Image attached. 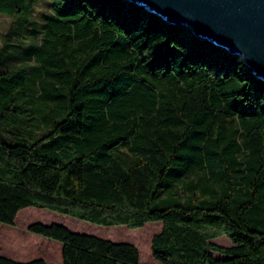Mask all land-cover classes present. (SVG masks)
Returning <instances> with one entry per match:
<instances>
[{
  "label": "trees",
  "instance_id": "obj_1",
  "mask_svg": "<svg viewBox=\"0 0 264 264\" xmlns=\"http://www.w3.org/2000/svg\"><path fill=\"white\" fill-rule=\"evenodd\" d=\"M38 1L0 12L25 26ZM51 1L31 66L0 69V264H144L67 216L160 221L158 264H264V76L145 4ZM28 208L63 223L6 233Z\"/></svg>",
  "mask_w": 264,
  "mask_h": 264
},
{
  "label": "water",
  "instance_id": "obj_2",
  "mask_svg": "<svg viewBox=\"0 0 264 264\" xmlns=\"http://www.w3.org/2000/svg\"><path fill=\"white\" fill-rule=\"evenodd\" d=\"M238 52L264 76V0H132Z\"/></svg>",
  "mask_w": 264,
  "mask_h": 264
},
{
  "label": "rangeland",
  "instance_id": "obj_3",
  "mask_svg": "<svg viewBox=\"0 0 264 264\" xmlns=\"http://www.w3.org/2000/svg\"><path fill=\"white\" fill-rule=\"evenodd\" d=\"M52 9V1L51 0H39L35 5L33 11L28 15V23L25 26L20 25L19 21L12 16L0 12V69L8 70L15 69L18 67L28 68L32 64V60L29 58V50L32 46L37 44L40 40V30L43 24V16L49 13ZM36 31L34 32V29ZM6 43L7 46L4 50L2 49L3 44ZM189 178L185 180V183L188 182ZM180 188L176 189L177 194L180 196H185L187 194L184 192L183 184L178 185ZM42 210V211H41ZM45 211L52 212L56 217H60L62 215L60 213L46 210V209H34L28 208L25 211L20 213V216L17 218L16 224L14 227L5 228L6 233H14L19 228H25L29 223L34 221H42L40 219L35 218L34 214H42ZM53 216V215H52ZM71 218L72 220L81 221L79 231H86L88 233H93L96 235H113L118 240H128L135 244L141 254V261L144 264H158L152 260L151 251H150V238L152 236V231L157 229L158 223L160 221H151L147 224H150L147 228H136L139 230L129 231L126 227H113L109 230L111 226H103L97 225L89 222H85L76 218ZM61 222L59 220H47L42 221L44 223L50 222ZM63 223V222H61ZM65 224V223H64ZM117 235V236H116ZM216 242H222L225 244V241H229L225 236L217 238ZM124 240V241H125ZM13 250L21 252L23 254L24 250L22 248L12 246Z\"/></svg>",
  "mask_w": 264,
  "mask_h": 264
}]
</instances>
